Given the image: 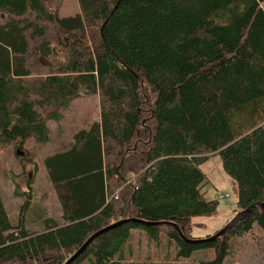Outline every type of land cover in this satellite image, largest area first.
I'll return each instance as SVG.
<instances>
[{
	"label": "trees",
	"instance_id": "1",
	"mask_svg": "<svg viewBox=\"0 0 264 264\" xmlns=\"http://www.w3.org/2000/svg\"><path fill=\"white\" fill-rule=\"evenodd\" d=\"M79 2L61 17L57 0H0V148L48 141L47 120L100 96L99 119L42 159L60 222L26 227L29 181L15 224L0 195V264H63L109 226L69 264H124L141 232L174 247L153 264H222L232 239L264 231V0ZM211 154L236 182L237 212L253 207L194 238L193 217L218 206L202 189ZM206 248L213 258L189 260Z\"/></svg>",
	"mask_w": 264,
	"mask_h": 264
},
{
	"label": "rangeland",
	"instance_id": "2",
	"mask_svg": "<svg viewBox=\"0 0 264 264\" xmlns=\"http://www.w3.org/2000/svg\"><path fill=\"white\" fill-rule=\"evenodd\" d=\"M61 17L74 15L81 11L79 0H57ZM55 5V4H54ZM57 58V48H54ZM41 57L38 56V59ZM62 58L56 59L60 60ZM40 61V60H39ZM45 61V60H44ZM49 64L48 61H46ZM41 64L47 65L45 63ZM98 94L84 95L72 99L59 110V120L46 121L49 139L44 143L29 141L24 146L7 145L0 148V195L8 213L9 221L17 223L20 207L25 201L21 194L27 181L31 182V202L25 215L29 230H40L42 219L50 217L61 221V210L56 193L50 181L42 159L54 152L68 148L72 135L81 128H87L92 121L99 119L100 99ZM219 155L211 154L200 165L207 175L202 186L205 196L217 199L218 206L214 214L193 217L190 234L194 238H203L222 229L237 213V185L233 178L224 173ZM119 193V189H115ZM164 237L155 244L141 233H134L127 247L124 264H153L172 257L174 247L167 244ZM228 254L222 264H264V231L255 226L250 233L231 240ZM211 248L192 252L190 261L211 259Z\"/></svg>",
	"mask_w": 264,
	"mask_h": 264
},
{
	"label": "water",
	"instance_id": "3",
	"mask_svg": "<svg viewBox=\"0 0 264 264\" xmlns=\"http://www.w3.org/2000/svg\"><path fill=\"white\" fill-rule=\"evenodd\" d=\"M42 63L47 64L46 61H44V58H40L39 59ZM253 206L248 207L245 210H240L236 213V215L227 223L225 224V226L220 229L219 231H217L215 234H213V237L211 238H215L217 236H221L222 233H224L228 228H230L232 225H234L235 223H237L241 218H243L244 216H246L251 210ZM154 224H158V223H154ZM111 226H109L108 228H110ZM107 227L102 229V230H98L96 233L92 234L83 244H81L82 246L77 249L70 257H68V259L63 262V264H69L72 260H74L84 249L85 247L94 239V237L96 235H98L99 233L105 231V229H108ZM179 231V230H178ZM210 239V238H208ZM189 241H200L201 239H188Z\"/></svg>",
	"mask_w": 264,
	"mask_h": 264
}]
</instances>
